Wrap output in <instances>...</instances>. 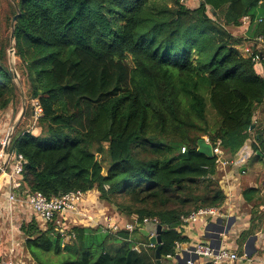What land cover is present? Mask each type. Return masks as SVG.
Returning a JSON list of instances; mask_svg holds the SVG:
<instances>
[{"label": "trees", "instance_id": "obj_1", "mask_svg": "<svg viewBox=\"0 0 264 264\" xmlns=\"http://www.w3.org/2000/svg\"><path fill=\"white\" fill-rule=\"evenodd\" d=\"M185 3L0 0V113L20 98L7 59L12 31L41 110L31 131L18 127L10 140L24 160L23 189L48 199L94 191L115 215L156 220L163 260L186 242V217L225 202L217 156L197 142L234 156L264 113V0ZM244 17L246 35L234 37ZM57 220L19 226L36 264H156V246L133 249L135 236L150 243L137 228L62 230Z\"/></svg>", "mask_w": 264, "mask_h": 264}, {"label": "crops", "instance_id": "obj_2", "mask_svg": "<svg viewBox=\"0 0 264 264\" xmlns=\"http://www.w3.org/2000/svg\"><path fill=\"white\" fill-rule=\"evenodd\" d=\"M185 4L187 7H195L198 4V0H186ZM244 47L240 46L238 49L242 51ZM13 113L12 109L0 113V133L2 132L1 129L8 128L9 124L7 123L11 121L10 115H13ZM253 123L252 131L248 134L245 144L234 156L223 151L219 155L220 160L217 161L216 169L220 176L219 186L225 196L224 205L217 209L216 215L198 217L193 222L184 223L182 235L187 240L181 244L180 249L176 248L179 254H186L188 248L199 243L216 247L219 243L218 240L213 239L211 242L205 238V235L210 233V230L214 232L215 228L211 224L221 218L223 225L229 220L231 228L226 235H220V248L233 251L239 256L237 261L228 264H264V113L258 111L253 117ZM257 136H260V138L256 139ZM204 139L206 140V138ZM243 155H247V160L239 167L222 165V161L232 160ZM6 183V180L0 178V192H2L0 202L3 207L0 217L8 218L12 216L16 218L21 214H29L30 218L33 217L40 223L24 201L25 205L22 206L23 208L20 207L19 202L8 204L5 192ZM97 197L94 191L84 194L82 202L78 204L74 212V215H79L81 218L77 220V224H75L76 221L73 219V226L94 227L99 220H101V225L106 224V219H109V222L118 221L114 217H101L102 211L99 210L96 213L97 215L89 212L95 208L100 209ZM118 219L122 221L124 218L118 216ZM216 228L219 229L220 225H217ZM249 231L250 235L241 238L242 233ZM140 240L144 241L143 238ZM21 245L22 243L18 244L12 239L11 235L10 242L1 249L2 264L9 259H16L18 264H29L30 262L36 264L25 252L19 253ZM161 264L173 263L162 260ZM192 264H208V261L197 258Z\"/></svg>", "mask_w": 264, "mask_h": 264}, {"label": "built area", "instance_id": "obj_3", "mask_svg": "<svg viewBox=\"0 0 264 264\" xmlns=\"http://www.w3.org/2000/svg\"><path fill=\"white\" fill-rule=\"evenodd\" d=\"M181 1L184 2L185 0ZM241 21L244 23L247 22V24L249 25V17H244ZM243 54L250 55L249 47L243 49ZM259 59L260 57L258 54L252 57V61H254L255 63H258ZM35 109L37 114L41 112L36 102ZM11 129L12 128H10L9 131H11ZM10 140L11 138L6 135V138L0 142V178L6 180L7 182L5 192L8 204L11 205L17 202L19 195L22 194L23 201L31 208L32 212L36 215L39 222L43 224L53 220L55 216H58L60 218L67 216L68 214L74 213L78 204L82 202L84 197V193L80 191L68 192L61 197H52L48 199L39 192L30 193L29 191L23 189L21 174L22 164L24 160L20 154L16 152H11L9 150ZM216 145L217 147L215 149H211V151L213 155L217 156V159L219 161V155L221 154V150L219 149V143H217ZM180 152L184 153L185 148L182 147ZM246 160L247 155H243L232 160L222 161V165H232L239 167ZM216 213L217 209L213 208L199 209L198 211L193 212L188 217H186L184 219V223L193 222L198 217L213 216L216 215ZM150 222L158 224L156 220L147 219H144L143 222L139 224L137 217L133 215L130 217L129 222L124 223L122 229L131 232L135 228H137L138 225H143ZM111 224L115 225L112 227L114 232L115 230H119L115 222H111ZM140 246L151 247L153 245L135 244L133 249L135 251H139ZM176 248L180 249L181 244H176ZM193 248V254L199 258L207 260L208 264H228L230 262H235L239 259V256L235 252L222 248L215 250L209 244L199 243L193 246ZM4 264H18V261L16 259H9Z\"/></svg>", "mask_w": 264, "mask_h": 264}, {"label": "rangeland", "instance_id": "obj_4", "mask_svg": "<svg viewBox=\"0 0 264 264\" xmlns=\"http://www.w3.org/2000/svg\"><path fill=\"white\" fill-rule=\"evenodd\" d=\"M247 25H248L247 22L246 23L243 22L242 27L244 29L243 28L240 29V27H239V28H235V29H232L229 31L232 32L234 37L242 39L246 35ZM258 39H262L264 41V37L258 38ZM251 43H252V41H251ZM13 47H14V41L11 40L9 37V47L7 49L8 65H9L11 73L14 75V82L17 84V86L19 88L20 98L16 101V103L13 106H11L14 108V113H13V115H10L11 121L10 122L8 121V123H7V124H9L8 128L7 129H1L2 132L0 133V142L6 138V135H8L9 138H12L13 134L15 133V131L18 127H20L23 130L31 131L33 129V126L36 123V116L33 115L35 101L28 98V92H29L28 84L24 78V75L21 73V71L18 67V60L14 56ZM6 111H8V110H6ZM22 111H23V115H21ZM24 112H26V114L28 116H26L23 123H21L23 120ZM10 128H12L11 131H9ZM1 194H2V192H0V195ZM17 200H18L17 202H19L18 204L21 205L20 207L25 205L23 203V195L22 194L19 195ZM98 204H99L98 207H100V209L95 208L89 212L92 214L94 213V215H97L96 213H98V210H99V211H102V213L100 215L101 217L106 216L109 218H111V217L116 218L118 221H116L115 224L117 225L118 229H122L124 223L129 222V220H127V219H123L122 221L119 220L118 215H115V212L113 211L114 209L106 208V207H104L105 205L103 206L99 202H98ZM22 208H20V209H22ZM2 210H3V207H2V203L0 202V214H1ZM74 214L75 213L70 214L69 216L68 215L64 216V218H61V217L59 218L60 220L57 221V224L60 225L61 229L63 227H64V230L73 227V225H72L74 223L72 221L73 219L76 221L75 224H77V220H79V218H81V216L74 215ZM96 217H98V216H96ZM4 218H5L4 216L0 217V247H1V249L3 248V246L7 245L8 242H10V236L11 235H12V239L15 240L18 244L20 242L23 244L22 237H21L22 235L19 233V226L22 222L26 221V219H28V221L31 219L29 214L28 215L27 214H21V215H18L16 218L12 217V216H9L8 218H5V219ZM108 220L109 219H106V224H102L103 226L101 225V220H99L95 224L94 227L100 226L104 230L110 229L114 232L112 227L115 225L111 224L112 221L109 222ZM60 221H62V222H60ZM40 224H41L40 226H42L41 228L44 229V225L41 222H40ZM133 238H134L133 240L136 241L135 244H145V241L140 240L141 237L135 236ZM22 252H23V250H22V245H21V251L19 253H22ZM29 264H32V262H30Z\"/></svg>", "mask_w": 264, "mask_h": 264}, {"label": "water", "instance_id": "obj_5", "mask_svg": "<svg viewBox=\"0 0 264 264\" xmlns=\"http://www.w3.org/2000/svg\"><path fill=\"white\" fill-rule=\"evenodd\" d=\"M15 18L16 17L14 16L10 23L11 27H13ZM10 39L13 40V31L11 32ZM21 115H23V111ZM259 138L260 136L256 137V139H259ZM197 151L207 156L212 155L211 146L205 139H201L197 142ZM102 174L103 175L106 174L105 170L103 171ZM222 221L223 220L221 218L217 219L215 223L211 224L215 228L214 232L210 230V233H206L205 235V238L209 239L211 242L213 239L218 240L219 243L216 247H213V245H211L215 250H218L220 248V244H221L220 235H226L231 228V222L229 220H227L225 225L222 224ZM217 225H220L219 229L216 228ZM137 229L139 233L142 234L144 237H146L152 245L156 246L155 253H154L155 263L161 264V261L163 259L160 255L159 250H160V244H161V233L163 231L162 226L159 224L150 222V223H146L143 225H138ZM193 250H194L193 247L188 248V251H186V254H182V253L179 254V251L176 250L175 253L177 254L174 257H167L165 260L172 262L173 264H189V263L192 264L195 259L199 258L193 254Z\"/></svg>", "mask_w": 264, "mask_h": 264}]
</instances>
